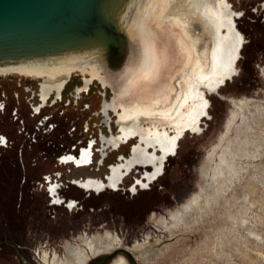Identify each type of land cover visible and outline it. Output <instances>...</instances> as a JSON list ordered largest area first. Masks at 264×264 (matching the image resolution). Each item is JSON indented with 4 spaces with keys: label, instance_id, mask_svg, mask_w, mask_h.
Segmentation results:
<instances>
[{
    "label": "rangeland",
    "instance_id": "obj_1",
    "mask_svg": "<svg viewBox=\"0 0 264 264\" xmlns=\"http://www.w3.org/2000/svg\"><path fill=\"white\" fill-rule=\"evenodd\" d=\"M228 5L241 37L235 72L207 94L200 131L186 135L137 192L129 188L144 177L141 168L115 190L76 183L105 179L138 142L134 136L114 147L105 140L120 131L117 108L102 106L115 88L106 86L105 95L101 87L100 99L93 85L67 104L78 98L69 92L83 76L77 72L53 103L52 93L42 100L38 79L0 76V264H70L66 241L87 256L84 264H264V0ZM175 34L159 31L171 59L178 56ZM30 85L37 92L23 87ZM96 109L103 117L99 148L83 164L64 162L88 148L84 120ZM234 154L246 168L229 176L225 163ZM94 236L99 247L91 253L86 241Z\"/></svg>",
    "mask_w": 264,
    "mask_h": 264
},
{
    "label": "bare ground",
    "instance_id": "obj_2",
    "mask_svg": "<svg viewBox=\"0 0 264 264\" xmlns=\"http://www.w3.org/2000/svg\"><path fill=\"white\" fill-rule=\"evenodd\" d=\"M133 3L135 6L130 28L134 33L130 34L138 36L142 43L141 60L127 70L125 81L114 100L132 109L133 113L142 110L158 115L173 111L177 108L178 98L183 94V85L197 78L214 79L218 76L214 73V52L219 14L226 12L223 16L228 21L231 20L229 10H232L227 0H133ZM229 25L235 30L231 21ZM160 30L172 35L174 32L178 33L175 34L177 58L171 59L167 54L166 45L160 40ZM237 54L238 49L229 59L228 72L213 81L210 92H217L226 76H232V64ZM91 58L90 55L61 57L53 61L19 66L9 71L1 69L0 76L16 74L54 81L80 72L100 79L105 84L107 79L101 74V66ZM244 156L249 159L254 157L248 154ZM237 157L240 158L236 154L229 155L231 167L225 163L229 176L230 172L235 175L237 169L246 168L238 162ZM119 264L124 263L121 260Z\"/></svg>",
    "mask_w": 264,
    "mask_h": 264
},
{
    "label": "flooded vegetation",
    "instance_id": "obj_3",
    "mask_svg": "<svg viewBox=\"0 0 264 264\" xmlns=\"http://www.w3.org/2000/svg\"><path fill=\"white\" fill-rule=\"evenodd\" d=\"M224 13L226 14L224 11L219 14L220 21L218 24V34L214 52L215 58L213 57L215 65L214 73L218 76L214 79L208 77L199 80L200 78H197L189 84L183 85V94L177 100V108L173 111L164 112L158 115H154V112H145L142 110L133 113L132 109L114 99L111 102L106 103V108L108 106H112L115 109L117 108V121L119 122L120 129L119 134L105 138L106 142L117 147L121 142L134 136L138 137V142L132 147V153L129 158L125 159V162L117 164L116 166H111V173L107 175L105 179L87 177L85 179L77 180L76 183L81 188L85 191L94 192H103L107 189L115 190L128 172H131L136 168H141L143 169L141 173H143L144 177H135V182L131 183L129 188L132 192H137L138 189H143L150 183V181L159 175L164 160L176 152L180 141L184 139L186 135L200 131L202 116H208L209 114L208 109L210 107V100L207 94L211 93L209 90L213 86V81L221 78L222 74L228 72L229 59L234 56V51H236V49H238L239 53L241 45V37L238 31L236 29L233 30L229 25L230 21L233 23V12L229 10L231 20L228 21L223 16ZM222 28L226 30V33L220 32ZM237 57L238 54L236 60ZM236 60L232 64L233 70L231 74L235 72ZM76 76H78L79 83L75 84L69 92L73 91V94H76V97L78 98L67 100V104L73 102L77 103L84 94L88 93L93 85L98 87L97 92L101 99V84L97 79L87 75L80 77L79 74H77ZM73 77L74 74L66 79L54 81H46L41 78L34 79L40 81L38 84L40 83V96L42 100L46 101L49 97L54 96L53 103H57L62 101V92ZM23 87H27L29 91L37 92V88L33 89L34 85ZM106 92L107 88H105L104 91L105 95ZM50 93L52 94L49 95ZM48 95L49 97L46 98ZM84 105L89 106L88 103H84ZM40 110L41 108L38 109V112ZM90 113L91 116L88 115L86 120H84V122H86L84 130L89 136L87 139L88 148L81 152L79 158H74L73 156L63 157L62 160L64 162L72 159L76 164H83L90 160L92 148H99L101 143L100 135H102L99 130L103 124V117H101L102 115H100L101 113L98 112V109L93 110ZM90 129L93 130L90 131ZM5 139H7V137L3 136L2 140L5 141ZM54 189V185L49 186V190L54 197L53 200L59 204L61 200L59 196H55ZM98 239V236H94L89 241H86L91 253L97 252L99 247ZM64 248L68 255V259L70 260V264H84L86 262L87 256L82 253L80 249L73 251V248H71V242L66 241L64 243Z\"/></svg>",
    "mask_w": 264,
    "mask_h": 264
},
{
    "label": "water",
    "instance_id": "obj_4",
    "mask_svg": "<svg viewBox=\"0 0 264 264\" xmlns=\"http://www.w3.org/2000/svg\"><path fill=\"white\" fill-rule=\"evenodd\" d=\"M134 6L133 0H0V70L90 55L107 79H98L101 87L115 88L113 100L141 60L142 43L130 34ZM102 101L106 108L104 95Z\"/></svg>",
    "mask_w": 264,
    "mask_h": 264
},
{
    "label": "trees",
    "instance_id": "obj_5",
    "mask_svg": "<svg viewBox=\"0 0 264 264\" xmlns=\"http://www.w3.org/2000/svg\"><path fill=\"white\" fill-rule=\"evenodd\" d=\"M89 116H91V114H89ZM93 129H90V131H92ZM104 264V263H103Z\"/></svg>",
    "mask_w": 264,
    "mask_h": 264
},
{
    "label": "built area",
    "instance_id": "obj_6",
    "mask_svg": "<svg viewBox=\"0 0 264 264\" xmlns=\"http://www.w3.org/2000/svg\"><path fill=\"white\" fill-rule=\"evenodd\" d=\"M4 143H6V139H5Z\"/></svg>",
    "mask_w": 264,
    "mask_h": 264
}]
</instances>
